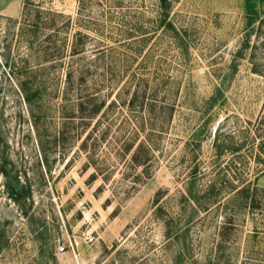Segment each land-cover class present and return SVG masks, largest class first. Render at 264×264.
Masks as SVG:
<instances>
[{
    "label": "rangeland",
    "instance_id": "obj_1",
    "mask_svg": "<svg viewBox=\"0 0 264 264\" xmlns=\"http://www.w3.org/2000/svg\"><path fill=\"white\" fill-rule=\"evenodd\" d=\"M169 3L0 0V264H264V0Z\"/></svg>",
    "mask_w": 264,
    "mask_h": 264
},
{
    "label": "trees",
    "instance_id": "obj_2",
    "mask_svg": "<svg viewBox=\"0 0 264 264\" xmlns=\"http://www.w3.org/2000/svg\"><path fill=\"white\" fill-rule=\"evenodd\" d=\"M160 2H161V8H162V10H163V13H162L163 17L161 18V24L159 25V27H165V25H166V23H167V24H168V27H169V28H172V23L169 21V12H170V8H171V5H170V3H169V0H160ZM25 90H26V89H24V91H25ZM40 94H41V91H40V90H37V91L33 94V96L37 97V96H39ZM26 99H27V102H29V104H31L32 97L27 95V98H26ZM133 104H134V101H133ZM104 106H105V105L102 104L101 106H98L97 108H95V109H94V113H95V114H93V115L96 116L97 114H99ZM83 109H84V106L82 105L81 110H83ZM143 148H144L143 146H140V147L136 150L135 154L133 155V160H134L135 164H140V163H138V156H139L140 151H141ZM131 149H132V146H130L129 151H130ZM146 154H147V153H146ZM12 188H13V187H12ZM14 192L16 193V191L13 190V193H14ZM15 196H16V195H15ZM13 198H16V197H13Z\"/></svg>",
    "mask_w": 264,
    "mask_h": 264
}]
</instances>
